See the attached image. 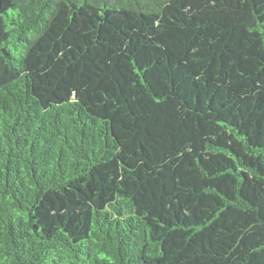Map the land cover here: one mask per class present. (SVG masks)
<instances>
[{
	"label": "trees",
	"instance_id": "trees-1",
	"mask_svg": "<svg viewBox=\"0 0 264 264\" xmlns=\"http://www.w3.org/2000/svg\"><path fill=\"white\" fill-rule=\"evenodd\" d=\"M0 264H264V0H0Z\"/></svg>",
	"mask_w": 264,
	"mask_h": 264
}]
</instances>
